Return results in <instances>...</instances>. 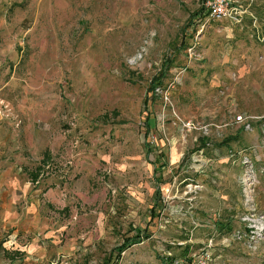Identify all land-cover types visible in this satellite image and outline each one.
I'll use <instances>...</instances> for the list:
<instances>
[{
    "label": "rangeland",
    "instance_id": "rangeland-1",
    "mask_svg": "<svg viewBox=\"0 0 264 264\" xmlns=\"http://www.w3.org/2000/svg\"><path fill=\"white\" fill-rule=\"evenodd\" d=\"M203 1L0 0V264H264V0Z\"/></svg>",
    "mask_w": 264,
    "mask_h": 264
},
{
    "label": "built area",
    "instance_id": "built-area-1",
    "mask_svg": "<svg viewBox=\"0 0 264 264\" xmlns=\"http://www.w3.org/2000/svg\"><path fill=\"white\" fill-rule=\"evenodd\" d=\"M203 13L207 16L208 20L223 21L231 20L235 23L240 22V18L244 13L241 0H204L202 2ZM235 122L244 124L242 116L235 117ZM249 128V124L247 125ZM211 255L205 251L184 264H209Z\"/></svg>",
    "mask_w": 264,
    "mask_h": 264
},
{
    "label": "trees",
    "instance_id": "trees-1",
    "mask_svg": "<svg viewBox=\"0 0 264 264\" xmlns=\"http://www.w3.org/2000/svg\"><path fill=\"white\" fill-rule=\"evenodd\" d=\"M241 19V18H240ZM163 76H161L162 78ZM161 82L158 80L157 82H155V84H160ZM154 87V86H152ZM151 151H152V147H151ZM159 162V160H156ZM158 162H155V164L157 165ZM164 167H165V164H161L160 166H155V174L154 176H157V180L156 181V186H155V191H154V196H155V200L153 202V206L151 207V209L149 210V214L150 216L152 217H157L158 216V212H160V210L162 209L161 206L157 205L156 202H157V199L160 198V183H162L159 178L162 177V174H163V170H164ZM156 168H159V170H157ZM29 176H31V178L34 180V181H37V178H38V172L36 173H31L29 174ZM219 228H223L222 226L218 225ZM230 230V229H229ZM228 230V231H229ZM149 238V235L147 234H144V233H140V232H136V234L134 236H132V238H130V240H128L126 243L123 244L122 248H120L119 250L122 251L124 248H128L130 247V245H133V244H137V243H140L142 242L143 240H146ZM192 260V258H191ZM191 260H189V262H191Z\"/></svg>",
    "mask_w": 264,
    "mask_h": 264
},
{
    "label": "crops",
    "instance_id": "crops-1",
    "mask_svg": "<svg viewBox=\"0 0 264 264\" xmlns=\"http://www.w3.org/2000/svg\"><path fill=\"white\" fill-rule=\"evenodd\" d=\"M7 244H9L8 248H6L7 250H8V249H12V250H14L15 252L18 251L17 248H12L13 245L15 244V242L9 241V242H6L4 245H7Z\"/></svg>",
    "mask_w": 264,
    "mask_h": 264
}]
</instances>
